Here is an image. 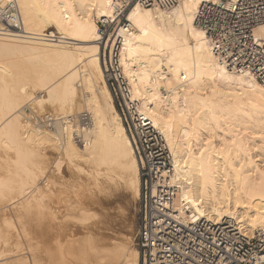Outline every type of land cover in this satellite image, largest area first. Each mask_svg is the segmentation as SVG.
<instances>
[{"label":"bare ground","instance_id":"bare-ground-1","mask_svg":"<svg viewBox=\"0 0 264 264\" xmlns=\"http://www.w3.org/2000/svg\"><path fill=\"white\" fill-rule=\"evenodd\" d=\"M201 2L180 0L171 10L133 8L129 12L133 31L122 30L121 64L140 109L164 134L173 154L174 180L179 187L176 206L191 208L200 217L212 220L234 218L252 234L264 229V85L231 73L217 58L207 35L196 24ZM18 3L26 35L0 36V150H15V157L18 155V159H12L17 171L14 163L10 162L8 167L0 165L1 172H7L0 176V221L16 212L19 217L16 221L20 223L15 225L20 230L10 235V239H17L16 243L13 241L15 245L0 246V264H30L28 253L36 262L38 251L35 252L33 244L32 249L30 246L26 249L18 240L28 231L27 216L31 213L27 211L32 210V203L33 208L36 204L29 194L38 189L36 178L43 170L37 168V174V169L35 172L28 166L31 164L28 161L33 163L36 156L55 164L58 171L65 161L68 167L87 174L82 193L73 203L85 221L76 228L77 233L83 231L93 237L89 249L84 248L87 256L84 264H140L139 251L131 249L130 235L128 239L125 234L116 240L118 236L115 239L108 232L112 215L106 206L127 196L138 198L141 192L140 161L102 65L104 52L95 17L113 16L111 0H18ZM48 27H54L58 34L51 31L53 34L46 35ZM255 33L264 38V26ZM38 90L47 93V97H35ZM84 92L89 93L84 109L91 115L92 127L83 148L72 138L71 121L58 122L56 134L22 120V108L33 100L40 108L52 104L58 113L54 111L55 116L84 113L71 114L80 110ZM3 158L6 161L7 157ZM52 170V166L44 168L50 193L55 187H52L55 168ZM12 174L17 176L13 178ZM49 194L46 196L50 197ZM52 205L43 224L47 227L44 235L48 236L43 249L49 258L63 247V238L59 240L62 230L55 223L54 211L58 208L55 210ZM96 208L103 210L99 219L93 213ZM127 230L131 233V229ZM69 247L75 256L83 250Z\"/></svg>","mask_w":264,"mask_h":264},{"label":"built area","instance_id":"built-area-1","mask_svg":"<svg viewBox=\"0 0 264 264\" xmlns=\"http://www.w3.org/2000/svg\"><path fill=\"white\" fill-rule=\"evenodd\" d=\"M179 3L111 0L113 16L96 20L106 80L140 161L143 213L135 235L140 264H264V229L249 234L234 218L212 220L191 208L176 206L179 187L174 180L173 154L164 134L140 109L123 71L122 30L133 31L129 12L137 6L171 10ZM196 24L231 73L264 85V38L255 33L264 26V0H202ZM45 34L53 33L46 30ZM25 35L18 0H0V36ZM23 112L33 127L55 132L58 122L71 121L74 142L82 147L88 142L92 119L87 112L55 116L30 104Z\"/></svg>","mask_w":264,"mask_h":264},{"label":"rangeland","instance_id":"rangeland-1","mask_svg":"<svg viewBox=\"0 0 264 264\" xmlns=\"http://www.w3.org/2000/svg\"><path fill=\"white\" fill-rule=\"evenodd\" d=\"M95 20H97V17H95ZM48 30H51V31H55V32H57V30L54 28V27H48ZM103 51V50H102ZM103 53V52H102ZM102 61H103V54H102ZM104 62H102V65H103V71H104V76H105V69H104V64H103ZM34 73V72H33ZM98 84V86H101V84L100 83H97ZM162 92L163 93H165V88H162ZM34 96L35 97H38V98H40V97H47V93H45V92H41V91H35V94H34ZM114 96V95H113ZM82 98H80V104L83 106H81V108H83L82 110H81V108H80V110L78 111H75L74 113H71V114H77V113H79V112H82V111H84V112H86L87 111V109H86V111H85V107H84V105H85V99H87L88 97H89V93H83L82 94V96H81ZM114 100H115V97H114ZM115 102V104H116V100L114 101ZM28 104H32V107L34 108V105H36L35 106V109H38V111L39 112H41V113H49V114H53V115H57L58 113L56 112V110H54V106L51 104L50 105V103L48 104L47 103V106L45 105H43V106H41L42 108H40V105L39 106H37V104L34 102V100L31 102V101H29L26 105H28ZM26 105L24 106V107H26ZM24 107L22 108V110L24 109ZM38 107V108H37ZM116 107H117V104H116ZM118 109V108H117ZM40 110H42V111H40ZM47 110V111H46ZM54 111L57 113H54ZM119 111V110H118ZM24 113V112H23ZM61 114V113H60ZM24 117H25V115H24ZM22 118V120H23V122L24 121H27V120H25L26 119V117L25 118ZM25 123V122H24ZM29 123V122H28ZM92 127V126H91ZM42 129V128H41ZM43 129H45V128H43ZM45 131V130H44ZM48 132V131H47ZM50 133H56L57 134V132H55V131H51ZM79 147H81V148H83L82 146H79ZM3 149H1L0 150V157L3 159L2 161L3 162H5V163H3V164H1V159H0V165L1 166H4V165H6V167H8L9 165H10V162L12 163V165H13V163L15 164V166H16V168L14 169V170H16L17 171V165H16V163L14 162L15 160H12V159H15V158H17V156L18 155H16V157H15V154H16V152H14L15 150H9V149H7V150H3ZM9 150V151H8ZM2 151V152H1ZM7 151V152H6ZM13 152V153H12ZM8 153V154H7ZM15 153V154H14ZM6 154V155H5ZM3 155V156H2ZM13 156V157H12ZM3 157H7L6 158V161H7V163H8V165H7V163H6V161L4 160V158ZM10 157V158H9ZM15 157V158H14ZM42 157V156H41ZM40 156H36V157H33L35 160H33V163L29 160L28 162L29 163H31V164H29L28 166H30V168H32L34 171H35V169H37V168H39V170H40V168H42L40 171H42V173H40V174H38V172H39V170L37 169L35 172L38 174L37 176L39 177H37L36 179V182H35V184L37 183V185H38V189H36L35 191H34V193H30L29 195H30V198H31V200L33 201V202H35V199H36V204H34V208H33V203L31 204L32 205V210H28L27 212H29V213H31L30 215H31V217H30V215L29 216H27L28 215V213H27V218L30 220V222H32V223H30L29 221H28V223L26 224V226H27V229L26 230H28L27 232H25L26 234H23V237L22 236H19L18 237V240H19V242L20 241H22V242H20V243H22L23 245V248H29V246H30V248L32 249V247L34 246L35 248H33V249H35L36 251L35 252H39L41 255H39V253L37 252V254H36V256H37V258H35L36 259V262H35V260L33 261L32 259H31V253H28V255H26L28 258L27 259H29L28 261H27V263H30V264H67V263H70V264H84L85 262H86V260H87V256H86V254L84 253L85 251H86V249H89L88 247H90V245H91V243H92V238L93 237H91V235L90 234H88V233H85V232H83V231H79L78 233H77V231L76 230H78V229H76V228H79V227H81L82 226V223L84 222L85 223V221H84V217L83 216H81V214H78L79 212L78 211H75L77 208H75V206H74V204H76V201H77V198H78V195L80 194V193H82L81 192V190H83V188H84V186H83V183L82 182H84L85 180H86V178H87V174L84 172V171H80V170H77V169H72L71 167H68V165H67V163H65V161L63 162V164H62V169H61V171H58V170H56L57 169V166H55L54 167V165H52V162H50V163H47L46 161L47 160H41L42 158H41ZM41 158V159H40ZM18 159V158H17ZM17 159H16V161H17ZM37 159H40L41 160V162H40V160L39 161H37ZM35 161V162H34ZM53 161V160H52ZM37 162V163H36ZM41 163L42 164H44V165H42L45 169L47 168V166H52V168H53V170H54V168H55V170L53 171V178H52V183H53V185H52V187H54L53 189L54 190H52V192L50 193L49 192V188L47 187L48 185H47V181H46V173H44V168L43 167H41ZM47 163V164H46ZM51 164V165H50ZM32 165H36L34 168L32 167ZM47 165V166H46ZM85 165V163L83 164V168H86V166H84ZM14 166V167H15ZM81 166H82V163H81ZM5 167V166H4ZM14 167H12V170H13V168ZM11 168V167H10ZM72 169V170H71ZM2 170V169H1ZM1 170H0V176L1 175H7V172H5V170H3V172H1ZM13 170V171H14ZM72 171V172H71ZM6 174H5V173ZM13 173V172H12ZM15 173V172H14ZM17 173V172H16ZM15 173V174H16ZM43 173H44V175H43ZM75 173V174H74ZM15 174H12V176H13V178L15 177V176H17V175H15ZM70 174V175H69ZM80 174V175H79ZM55 175V176H54ZM72 175V176H71ZM78 175H79V177H78ZM85 175H86V177H85ZM44 176V177H43ZM65 176V177H64ZM18 178V177H17ZM42 178V179H41ZM63 180H62V179ZM16 180V179H15ZM72 180V181H71ZM81 180V181H80ZM38 181H39V183L40 184H38ZM42 181H44V182H42ZM57 181V182H56ZM59 182V183H58ZM70 182H72V185L71 184H69ZM64 183V184H63ZM42 184V185H41ZM57 184V185H56ZM61 184H63V186L61 185ZM81 184H82V186H81ZM31 185H33L32 183H31ZM44 185V186H43ZM69 185V186H68ZM77 185V186H76ZM40 186V187H39ZM62 188H61V187ZM66 186H67V188H66ZM45 187V188H44ZM47 187V188H46ZM80 187V188H79ZM89 186H86L85 187V189H86V191H87V188H88ZM44 190H43V189ZM64 188V189H63ZM72 188H74V189H72ZM78 188V189H77ZM42 189V190H41ZM76 189V190H75ZM48 190V191H47ZM62 190H65V191H62ZM67 190V191H66ZM70 190V191H69ZM72 190V191H71ZM78 190V191H77ZM38 191V192H37ZM58 191V192H57ZM76 191V193H73V192H75ZM47 192V193H46ZM50 194H49V193ZM56 192V193H55ZM69 192V193H68ZM71 192H72V194H71ZM46 194L48 195H50V197H47L46 196ZM53 194L56 196L57 194V196L55 197V196H53ZM64 194V195H63ZM68 194V195H67ZM28 195V196H29ZM32 195H34V197H31ZM35 195H38V196H35ZM60 195V196H59ZM74 195V196H73ZM53 196V197H52ZM76 196H77V198H76ZM41 197H43L42 199H41ZM62 197V198H61ZM70 197H71V199H72V201H71V199H70ZM75 197V198H74ZM37 198H39L40 199V202H37L38 200H37ZM48 200H47V199ZM66 198V199H65ZM51 199H53V203H51L50 202V200ZM63 199V200H62ZM68 199V200H67ZM76 199V200H75ZM67 202H66V201ZM74 200V201H73ZM31 201V202H32ZM57 201V202H56ZM120 200H118V201H116L117 203L115 204V203H112V205H108V206H106V207H109V208H107V210L109 209V212H111V215H112V218H110V224H109V226L111 227H109L110 228V230H108V232H109V234H110V237L112 236L113 238H115L116 239V237H117V239L116 240H119L120 238H122L125 234V236H124V238H126L127 237V239H128V237H129V235H130V242H131V249H136V250H138L137 249V247H136V244H135V235H136V233H137V230H138V227H139V225H140V220H141V216H142V213H143V200H142V195H141V192H140V196L138 197V198H134V197H132V196H127V198H125L123 201H120ZM49 202V203H48ZM37 203L39 204L38 205V207H37ZM53 204L52 206H53V208L55 207V210L56 211H54L55 212V214H56V216H57V219H55L56 221H55V223H56V225H59V229L60 230H62V231H60V232H62L61 233V237L59 238V240L60 239H62L61 240V244L63 243V249L61 248V250L62 251H60L59 250V253H58V251L56 252V254H54L52 257H50L49 258V256L45 253V249H43V248H45V245L48 243V236L47 235H44L45 234V231H46V234H47V227L46 226H44L45 225V223L47 222V220L46 219H44V218H46V216H48L47 215V213H48V211H49V206H51V204ZM62 203L64 204V205H62ZM67 203V204H66ZM72 205H70V204ZM74 203V204H73ZM56 204H57V206L58 207H56ZM36 205V206H35ZM59 205H61V207L59 206ZM67 205V206H66ZM120 206H122V207H120ZM36 207V208H35ZM65 207V208H64ZM68 207V208H67ZM70 207H71V209H70ZM126 207V208H125ZM30 208V209H31ZM43 209V211H44V213H43V211H42V209ZM125 209V210H123V213H122V211H121V209ZM34 209H36V210H34ZM40 209V210H39ZM74 209V210H73ZM119 209H120V214H118L117 216H116V214L119 212ZM61 210V211H60ZM70 210V211H69ZM73 210V211H72ZM31 211H33V212H31ZM60 211V212H59ZM65 211H66V213H65ZM68 211V212H67ZM74 211H75V213H74ZM118 211V212H117ZM40 212V213H39ZM58 212V213H57ZM97 212V214H95ZM125 212V213H124ZM11 213V215H9L10 217H8V215L6 216V218H4L5 219V221H0L1 223H0V246L2 247V248H5L6 247V244L8 245H10V246H13V245H15V241L17 240H14L13 238L12 239H10V235L12 234V233H18L19 232V230H20V227L18 228V226H16V225H18L20 222L19 221H16V219L18 218L19 219V217H18V215L16 214V212H14V214L16 215H14L13 214V212H10ZM37 213V215H35ZM46 213V214H45ZM93 213H94V215H97L96 217H98L97 219H99V218H101L102 217V213H103V210L101 211V209H99V208H96V209H94V211H93ZM116 213V214H115ZM124 214V215H122V214ZM9 214V213H8ZM63 214V215H62ZM69 214V215H68ZM114 214V215H113ZM39 215H41L40 217H41V219L39 220L38 218H40L39 217ZM43 215V216H42ZM68 215V216H67ZM76 215V216H75ZM122 215V216H121ZM35 216H37L36 218H37V220H36V218H35ZM61 216H63V217H61ZM83 217L82 218V220H81V217ZM114 216V217H113ZM8 217V218H7ZM12 217V218H11ZM24 217H25V215H24ZM23 217V219L25 220V218ZM78 217V218H77ZM33 218H35V219H33ZM74 218V219H73ZM12 219V220H11ZM28 219H26V220H28ZM44 219V220H43ZM63 221H62V220ZM96 219V218H95ZM6 220H8V221H10L9 223H7V221ZM21 220V219H20ZM35 220V221H34ZM69 220V221H68ZM15 221V222H14ZM38 221H39V225H40V223H41V225H40V227L42 228V229H39V225H36L35 226V224H38ZM42 221L44 222V223H42ZM46 221V222H45ZM65 221V222H64ZM6 222V223H5ZM13 222V223H12ZM37 222V223H36ZM17 223V224H16ZM70 223V224H69ZM72 223V224H71ZM83 223V224H84ZM4 224V225H3ZM16 224V225H15ZM44 224V225H43ZM61 224V225H60ZM30 225V226H29ZM32 225V226H31ZM37 226H38V229H39V232H38V229H37ZM63 226V227H62ZM65 226V227H64ZM68 226V227H67ZM129 227V228H128ZM37 229V230H36ZM44 229V230H43ZM69 229V230H68ZM114 229V230H113ZM117 229V230H116ZM127 229H131V233H129L128 234V232H126V231H128ZM8 230V231H7ZM11 230V231H10ZM30 230V231H29ZM32 230V231H31ZM40 230H43L42 232L40 231ZM15 231V232H14ZM111 231V232H110ZM33 232V233H32ZM64 232V233H63ZM67 232V233H66ZM81 232V233H80ZM6 233V234H5ZM39 233V234H38ZM77 233V234H76ZM29 234V235H28ZM32 236H31V235ZM4 235H6V236H4ZM9 235V236H8ZM24 235H25V237H24ZM37 235V236H36ZM68 237H67V236ZM121 235V236H120ZM64 236V237H63ZM78 236V237H77ZM5 237V238H4ZM27 237H29V238H27ZM47 237V238H46ZM66 237V238H65ZM70 237H72V239L70 238ZM3 238H4V240H3ZM9 238V239H8ZM16 238V237H15ZM25 238H27L26 240H25ZM8 239V240H7ZM28 239H29V241H28ZM56 239H58V238H56ZM66 239V240H65ZM9 240H12V241H9ZM72 240V241H71ZM121 240V239H120ZM6 241V242H5ZM15 243H14V242ZM56 242L58 241V240H55ZM75 241V242H74ZM78 241V242H77ZM10 242H11V244H10ZM27 244H26V243ZM47 242V243H46ZM54 242V241H53ZM71 242H73V243H71ZM4 243H6V244H4ZM29 243H31V245L29 244ZM55 243V242H54ZM70 243V244H69ZM29 244V245H28ZM32 244H33V246H32ZM69 244V245H68ZM70 245H72L73 247L75 246L76 248L78 247L79 249L78 250H80V248H83V250L80 252V253H78V256H75V255H73L72 254V252H70ZM25 246V247H24ZM74 247V248H75ZM84 248H85V251H84ZM65 249V250H64ZM63 250H64V252H63ZM69 250V251H68ZM77 250V249H76ZM42 251V252H41ZM31 252V251H30ZM83 252V253H82ZM45 253V254H44ZM64 253V254H63ZM27 254V253H26ZM30 254V255H29ZM81 254V255H80ZM84 254V255H83ZM83 255V256H82ZM46 256V257H45ZM60 257V258H59ZM66 257V258H65ZM46 259V260H45ZM57 259V260H56ZM31 260V261H30ZM38 260V261H37ZM47 260H49V261H47ZM53 260H55V261H53ZM40 261V262H39ZM47 261V262H46ZM46 262V263H45ZM65 262V263H64ZM139 262H140V256H139Z\"/></svg>","mask_w":264,"mask_h":264}]
</instances>
